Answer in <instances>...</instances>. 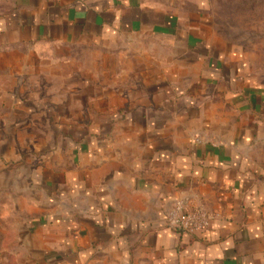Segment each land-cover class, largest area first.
Masks as SVG:
<instances>
[{"label": "crops", "instance_id": "obj_1", "mask_svg": "<svg viewBox=\"0 0 264 264\" xmlns=\"http://www.w3.org/2000/svg\"><path fill=\"white\" fill-rule=\"evenodd\" d=\"M205 6L0 0V42L26 48L19 69L46 68L43 45L51 46V59L63 60L48 69L69 74L50 101L67 103L69 118L89 103L97 119L55 140L52 163L34 180L43 209L24 223L20 255L0 263L264 264V84L247 74L246 53L210 33ZM148 37L166 43L163 62L148 65ZM172 64L192 70V80L170 75ZM179 200L212 215L208 232L165 226Z\"/></svg>", "mask_w": 264, "mask_h": 264}, {"label": "rangeland", "instance_id": "obj_2", "mask_svg": "<svg viewBox=\"0 0 264 264\" xmlns=\"http://www.w3.org/2000/svg\"><path fill=\"white\" fill-rule=\"evenodd\" d=\"M204 13L211 24L210 33L219 38L221 44L246 53L247 61L242 58L247 62V74L264 84V0H206ZM142 41V46L154 50L148 54V65L153 59L163 62L165 54L160 50H164L166 43L151 37ZM0 46V257H16L22 250L24 223L34 220L43 209L40 188L34 185V180L47 163H52L53 143L60 135L67 139L70 128L74 129V136L82 135V127L90 126L97 119L87 115L85 107L89 103H78L79 116L69 118L67 103L50 101L53 94L58 96L56 94L66 87L63 83L66 76L61 74H69L68 69L59 75L48 69L47 63L63 60L51 59V46L43 45L47 50L44 55L47 63L43 65L46 68L27 71L19 69L22 58H27L24 46H3L1 42ZM6 49L17 52H5ZM73 56L80 62L94 59L90 52H74L71 58ZM37 57L30 55L28 61L41 63ZM142 57L143 61L147 60L145 54ZM182 59L180 55H173L176 64ZM142 64L143 70L138 72L148 77L146 63ZM11 65L14 69H10ZM169 70L170 75L182 79L184 85L192 80V70L186 66L175 70L172 64ZM150 72L152 76L165 70ZM186 88L193 93L190 86ZM209 90L208 94H212ZM58 127L60 130L56 132Z\"/></svg>", "mask_w": 264, "mask_h": 264}, {"label": "built area", "instance_id": "obj_3", "mask_svg": "<svg viewBox=\"0 0 264 264\" xmlns=\"http://www.w3.org/2000/svg\"><path fill=\"white\" fill-rule=\"evenodd\" d=\"M212 219L203 206H191L187 201L179 200L166 212L164 224L172 231L196 235L208 232Z\"/></svg>", "mask_w": 264, "mask_h": 264}]
</instances>
